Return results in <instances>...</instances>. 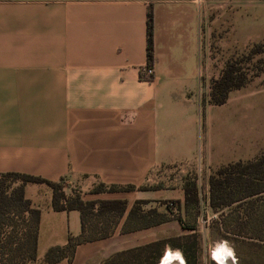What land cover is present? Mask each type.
<instances>
[{"label": "crops", "instance_id": "crops-1", "mask_svg": "<svg viewBox=\"0 0 264 264\" xmlns=\"http://www.w3.org/2000/svg\"><path fill=\"white\" fill-rule=\"evenodd\" d=\"M209 4L0 0V174L62 179L83 201L126 204L113 233L77 246L70 264H105L117 253L190 234L175 220L142 228L127 215L135 202H146L142 214H164L166 202L182 201L181 178L168 175L176 168L194 171L199 199L205 179L210 210V171L256 155L252 132L221 147V106L207 104L210 80L219 74L210 65ZM149 8L153 79L147 82L139 70L147 64ZM99 184L148 190L91 193ZM24 196L40 212L41 264L48 249L80 233V215L54 212L45 185H26Z\"/></svg>", "mask_w": 264, "mask_h": 264}, {"label": "trees", "instance_id": "trees-1", "mask_svg": "<svg viewBox=\"0 0 264 264\" xmlns=\"http://www.w3.org/2000/svg\"><path fill=\"white\" fill-rule=\"evenodd\" d=\"M147 63L153 60V15L147 11ZM264 44H254L246 54L232 57L224 63L218 77L210 80L207 104L224 105L229 94L248 85L264 73ZM264 85V81H263ZM204 103V102H203ZM28 184L45 185L51 190L50 206L54 212L76 211L80 215L81 230L77 236L68 235L64 246L52 247L45 253L41 264H56L66 260L71 263L75 248L79 245L105 239L111 227L125 212L122 201H83L80 192L69 187L65 180L50 182L40 177L19 173L0 174V264H36L37 234L40 212L31 207L24 196ZM208 207L213 213L227 210L221 216V237L245 238L255 243H264V154L248 161L223 165L208 178ZM182 201L166 202V213L154 211L142 214L135 202L127 215V221L147 228L177 221L190 234L157 240L154 243L117 253L105 264H158L165 248L182 252L185 264H195L198 245L195 227L183 224L180 216L173 217L175 210L183 209L186 215L198 214L200 199L196 179L187 176L182 181ZM146 191L147 187L105 186L99 184L91 193H114ZM123 232H129L124 229Z\"/></svg>", "mask_w": 264, "mask_h": 264}, {"label": "rangeland", "instance_id": "rangeland-1", "mask_svg": "<svg viewBox=\"0 0 264 264\" xmlns=\"http://www.w3.org/2000/svg\"><path fill=\"white\" fill-rule=\"evenodd\" d=\"M209 7L210 65L216 75L222 70L226 60L246 54L254 44H264V0H210ZM262 58L264 61V54ZM263 81L264 73L244 88L230 93L227 102L221 106L222 148L232 140L243 139L252 132V136L258 135V150L253 158L264 154ZM227 161H232V158ZM168 175L170 178H181L182 181L187 176L197 178L194 171L185 175L180 168L171 170ZM204 177L205 174L202 173L201 178ZM199 187L200 212L196 213L195 219L193 220V215H186L183 209L175 210L173 214V217L182 216L183 224L195 227L198 237L195 264H220L213 255L218 246L226 247L232 253L234 264H264L263 242L256 245L245 238L221 237V216L227 210L213 213L207 209L205 179L199 182ZM261 226L264 227L263 224ZM167 252L178 254L185 264L182 252L171 247L165 248L159 263Z\"/></svg>", "mask_w": 264, "mask_h": 264}, {"label": "bare ground", "instance_id": "bare-ground-1", "mask_svg": "<svg viewBox=\"0 0 264 264\" xmlns=\"http://www.w3.org/2000/svg\"><path fill=\"white\" fill-rule=\"evenodd\" d=\"M232 253L226 249V247H217L214 250V258L220 264H234L232 260ZM161 264H182L181 257L176 253L167 252L165 257L162 259Z\"/></svg>", "mask_w": 264, "mask_h": 264}, {"label": "built area", "instance_id": "built-area-1", "mask_svg": "<svg viewBox=\"0 0 264 264\" xmlns=\"http://www.w3.org/2000/svg\"><path fill=\"white\" fill-rule=\"evenodd\" d=\"M140 78L144 81H151L153 79V66L151 63H147L139 70Z\"/></svg>", "mask_w": 264, "mask_h": 264}, {"label": "water", "instance_id": "water-1", "mask_svg": "<svg viewBox=\"0 0 264 264\" xmlns=\"http://www.w3.org/2000/svg\"><path fill=\"white\" fill-rule=\"evenodd\" d=\"M182 264H184V263L182 262Z\"/></svg>", "mask_w": 264, "mask_h": 264}]
</instances>
